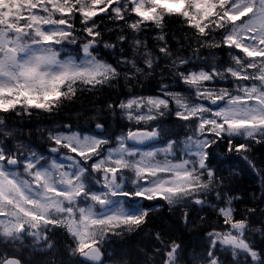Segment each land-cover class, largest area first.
Here are the masks:
<instances>
[{
	"label": "snow or ice",
	"instance_id": "6c2138e0",
	"mask_svg": "<svg viewBox=\"0 0 264 264\" xmlns=\"http://www.w3.org/2000/svg\"><path fill=\"white\" fill-rule=\"evenodd\" d=\"M262 205L264 0H0V264H264Z\"/></svg>",
	"mask_w": 264,
	"mask_h": 264
},
{
	"label": "trees",
	"instance_id": "16d2710c",
	"mask_svg": "<svg viewBox=\"0 0 264 264\" xmlns=\"http://www.w3.org/2000/svg\"><path fill=\"white\" fill-rule=\"evenodd\" d=\"M173 27H179L178 25H174ZM103 95L98 96V97H93V96H89V95H85V97L81 98V101L77 102V105L75 106L76 109H79L81 107V104H83V106L85 107H91L92 104H97V106H99V101L103 100ZM75 111H73V109L71 107H69L68 109H66L64 112H62L59 116L57 117H47V116H40V117H36L33 116L31 121H28L27 119L20 122L23 123L25 125H28V127H31L33 132L36 134V136L38 137V132H36L37 128H43L48 126V121L51 119H56V120H67L69 118L71 119H75ZM27 128H25V132H27ZM257 187L258 188V181L254 182V178L251 175H245L244 177H242V182H241V188L242 189H247V191L250 193L253 187ZM257 195H259V193L257 192ZM262 207H264V205H262ZM165 215L167 216L168 213L166 210H164ZM184 238L185 241L187 243L190 244H195L197 237L193 236L191 233L189 232H185L184 233Z\"/></svg>",
	"mask_w": 264,
	"mask_h": 264
}]
</instances>
